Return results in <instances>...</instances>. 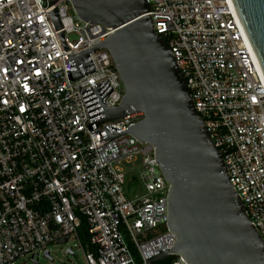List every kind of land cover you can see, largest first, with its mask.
<instances>
[{"label": "built area", "instance_id": "built-area-1", "mask_svg": "<svg viewBox=\"0 0 264 264\" xmlns=\"http://www.w3.org/2000/svg\"><path fill=\"white\" fill-rule=\"evenodd\" d=\"M52 1L0 0V264L66 237L87 264H150L178 237L156 147L129 132L144 113L104 120L125 90L109 50L93 48L114 29ZM147 2L264 239V76L238 16L229 0Z\"/></svg>", "mask_w": 264, "mask_h": 264}, {"label": "water", "instance_id": "water-1", "mask_svg": "<svg viewBox=\"0 0 264 264\" xmlns=\"http://www.w3.org/2000/svg\"><path fill=\"white\" fill-rule=\"evenodd\" d=\"M70 2L80 19L114 29L93 48L109 50L125 90L122 104L109 110L104 120L143 112L129 132L156 147L157 162L169 183L168 228L178 240L172 251L150 264L171 255L186 264H264V239L230 182L223 156L195 108L169 44L147 15V0ZM229 2L264 76V0ZM52 16L59 24L57 9ZM67 241L68 237L57 244ZM66 252L74 253L71 247ZM44 256L50 258L49 251Z\"/></svg>", "mask_w": 264, "mask_h": 264}, {"label": "rangeland", "instance_id": "rangeland-1", "mask_svg": "<svg viewBox=\"0 0 264 264\" xmlns=\"http://www.w3.org/2000/svg\"><path fill=\"white\" fill-rule=\"evenodd\" d=\"M142 156L137 155L136 161L133 163L124 162V169L129 171L133 167H138L141 165ZM137 189L138 191L142 190V186L137 182L131 183L128 185V193L131 189ZM131 194V193H130ZM133 196V195H131ZM69 245L74 246V253H67L66 250ZM48 251H50V258L44 256L43 253L39 255V264H87L85 258L84 249L79 245L78 241L72 240L69 244H50L48 246ZM17 264H35L29 257H24L18 260Z\"/></svg>", "mask_w": 264, "mask_h": 264}, {"label": "trees", "instance_id": "trees-1", "mask_svg": "<svg viewBox=\"0 0 264 264\" xmlns=\"http://www.w3.org/2000/svg\"><path fill=\"white\" fill-rule=\"evenodd\" d=\"M80 234L81 237L84 239V241H87V233H86V225L82 226L81 230H80ZM179 258L175 255H171L168 260L167 263H164V261L158 262L156 264H176L178 262Z\"/></svg>", "mask_w": 264, "mask_h": 264}, {"label": "flooded vegetation", "instance_id": "flooded-vegetation-1", "mask_svg": "<svg viewBox=\"0 0 264 264\" xmlns=\"http://www.w3.org/2000/svg\"><path fill=\"white\" fill-rule=\"evenodd\" d=\"M168 258H169V257H168ZM168 258L163 259V260H161V261H164V263H167ZM161 261H159V262H161ZM157 263H158V262H157Z\"/></svg>", "mask_w": 264, "mask_h": 264}]
</instances>
